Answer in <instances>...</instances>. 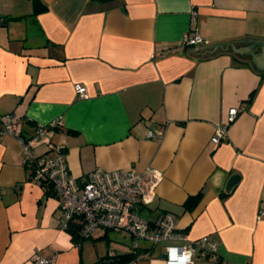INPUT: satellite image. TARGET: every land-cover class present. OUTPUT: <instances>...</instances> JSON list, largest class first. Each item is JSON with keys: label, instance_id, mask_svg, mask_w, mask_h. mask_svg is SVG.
Returning <instances> with one entry per match:
<instances>
[{"label": "crops", "instance_id": "obj_1", "mask_svg": "<svg viewBox=\"0 0 264 264\" xmlns=\"http://www.w3.org/2000/svg\"><path fill=\"white\" fill-rule=\"evenodd\" d=\"M39 1L33 13L32 0H0V113L20 116L24 137L61 117L51 141L64 145L79 183L96 167L161 170L141 212L170 211L190 238L217 243L216 261L194 264H264V68L245 63L253 56L243 48L264 40V0ZM194 33L208 43L179 44ZM232 107L227 136L213 145ZM159 127L160 140L147 136ZM231 173L241 178L226 194ZM59 215L60 198L30 177L20 141L0 137V264H97L134 252L122 231L96 228L78 243ZM163 251L142 243L131 264H167Z\"/></svg>", "mask_w": 264, "mask_h": 264}, {"label": "built area", "instance_id": "obj_2", "mask_svg": "<svg viewBox=\"0 0 264 264\" xmlns=\"http://www.w3.org/2000/svg\"><path fill=\"white\" fill-rule=\"evenodd\" d=\"M208 42L198 33L187 34L179 43L181 46L205 45ZM78 96L87 97L86 87L74 84ZM238 108L229 109L227 123L215 127L211 143L216 145L227 136V126L234 120ZM63 125L61 117L46 124L32 127L29 136L22 135V119L14 112L0 113V137L10 134L21 143L23 162L30 169V177L52 185L60 198L58 225L69 229L70 224H79V236L89 238L96 228L112 232H126L131 237L135 252L145 243L150 247L163 246L167 264H194V257L218 259L217 243L209 236L190 238L178 226L174 213L164 211L149 219L140 215L143 207L149 206L156 195V189L163 173L148 167L142 171L135 168L104 169L96 167L88 172L86 179L79 183L69 172L64 145L51 141L53 130ZM163 128L148 129L147 136L160 140ZM45 150L36 152L38 146ZM51 151L50 155L45 154ZM49 258L38 256V264H48ZM100 264H131L118 261L109 254Z\"/></svg>", "mask_w": 264, "mask_h": 264}, {"label": "water", "instance_id": "obj_3", "mask_svg": "<svg viewBox=\"0 0 264 264\" xmlns=\"http://www.w3.org/2000/svg\"><path fill=\"white\" fill-rule=\"evenodd\" d=\"M249 41H252V42L243 48H246V49H244L246 51L248 49H252L251 50L252 53H250V54H252L253 59H247V60H245V63L258 65V67H259L258 69L264 68V40L257 39V40H249ZM229 42H239V41H228V42H224V43L228 44ZM219 44H221V43H219ZM219 44H215V45L218 46ZM230 44H232V43H230ZM226 48H227V45H226ZM232 48L234 49L233 52H235V53H237L239 51L238 50L239 48L235 49L233 44H232ZM240 48H242V47H240ZM256 48H259V52L256 54H253V52ZM196 49H198V48H196ZM223 49H225V48H223ZM188 50H191V49H188ZM239 52H242V51H239ZM224 175H225V173L223 171H216L215 172V174L213 176V182L216 186H220L222 184V181L224 179ZM240 178H241V176L237 173H231L230 175H228L225 178V182H224V186H223V192L226 194L231 193L233 187L239 182ZM162 257L165 258L166 254L163 253Z\"/></svg>", "mask_w": 264, "mask_h": 264}, {"label": "trees", "instance_id": "obj_4", "mask_svg": "<svg viewBox=\"0 0 264 264\" xmlns=\"http://www.w3.org/2000/svg\"><path fill=\"white\" fill-rule=\"evenodd\" d=\"M33 3V13H37L38 11L42 10L44 8V6L41 4V2L39 0H32ZM43 184H49L47 182H42ZM51 187H48L46 190V194L50 195L51 194ZM199 195H195V196H191L187 199L186 201V205L187 207H190L194 204V202L198 199ZM70 231L73 232L74 237H76L77 242L79 243V241L82 239L79 236V229H80V225L79 224H70L69 226ZM135 252H131V253H127V254H120L117 256H113L114 259L118 260V261H130L135 257ZM105 258H107V256H105L104 258H101L97 264H100Z\"/></svg>", "mask_w": 264, "mask_h": 264}, {"label": "rangeland", "instance_id": "obj_5", "mask_svg": "<svg viewBox=\"0 0 264 264\" xmlns=\"http://www.w3.org/2000/svg\"><path fill=\"white\" fill-rule=\"evenodd\" d=\"M140 215L144 216V214H143L141 211H140ZM109 231H110V230H109ZM109 233H110V232H109ZM111 234H113L112 231H111ZM113 243H114V241H113ZM123 246L126 247V248L128 247V245H118L117 247H121V248H123ZM96 247H97V248H100V245H96Z\"/></svg>", "mask_w": 264, "mask_h": 264}]
</instances>
